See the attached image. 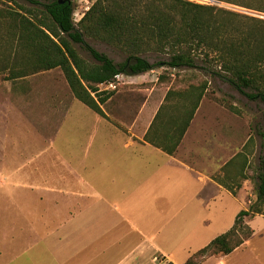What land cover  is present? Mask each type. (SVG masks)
<instances>
[{
	"label": "crops",
	"instance_id": "1",
	"mask_svg": "<svg viewBox=\"0 0 264 264\" xmlns=\"http://www.w3.org/2000/svg\"><path fill=\"white\" fill-rule=\"evenodd\" d=\"M64 85L54 95L0 92V264H182L247 208L237 156L245 144L227 159L222 145L187 142L197 109L167 153L144 139L165 94L116 90L100 105L104 117L78 101L65 78ZM172 113L164 108L150 134L163 132ZM22 114L34 134L26 144H42L25 162L12 146L20 144L14 116ZM223 196L240 204L229 215L212 203ZM245 247L246 240L199 264H226Z\"/></svg>",
	"mask_w": 264,
	"mask_h": 264
},
{
	"label": "trees",
	"instance_id": "2",
	"mask_svg": "<svg viewBox=\"0 0 264 264\" xmlns=\"http://www.w3.org/2000/svg\"><path fill=\"white\" fill-rule=\"evenodd\" d=\"M5 1L0 7V72L15 79L59 68L72 95L101 116L105 114L100 105L114 92L99 85L115 75L135 76L161 68L159 81L200 78L184 88L166 91L144 136L167 153H173L180 143L210 78L229 83L264 107V17L193 0H94L74 22L73 0H21L30 6ZM217 1L264 13V0ZM87 38L110 46L120 60L97 50ZM74 44L90 60L82 58ZM166 107L173 115L165 130L157 136L150 134ZM257 134L264 141V129L259 128ZM237 156L243 157L244 167L245 153ZM255 193L254 202L236 214L227 231L182 264H199L207 256L228 254L252 234L247 221L264 215V158H259Z\"/></svg>",
	"mask_w": 264,
	"mask_h": 264
},
{
	"label": "rangeland",
	"instance_id": "3",
	"mask_svg": "<svg viewBox=\"0 0 264 264\" xmlns=\"http://www.w3.org/2000/svg\"><path fill=\"white\" fill-rule=\"evenodd\" d=\"M17 1L24 4L25 6H30V4L27 2H23L21 0ZM40 1L45 3L47 0ZM93 1L94 0H73V18L76 16V13L81 11L83 6H90ZM1 2L6 1L0 0V7H3L4 4ZM7 4L10 5L11 3L8 2ZM12 6L14 5L12 4ZM222 7L251 14L253 16L264 17V13L256 12L235 4L224 2ZM74 22L77 21L74 20ZM86 41L94 48L106 53L114 60H120L121 57L110 46L90 38H87ZM73 47L82 58L90 60L87 52L80 45L74 44ZM161 71V68L147 71L143 74H139L136 79H134V77L130 78L122 74L119 79H113L116 87L114 89L109 87L108 90H113V92H115L116 90L129 87L131 90L130 92L133 94L137 92L142 94L151 90L150 93L152 95L157 93L158 98H161L167 89H181L186 87L189 83H196V81L200 79L191 77L189 80L188 78H183L174 81V78L171 77L170 80L159 81L157 76ZM171 72L173 73L174 71ZM205 77L207 78L206 75ZM105 85L106 84H100L99 88L104 90L106 89ZM13 87L14 89L16 88L18 90L16 93L20 94H26L30 92L37 95H54L61 92V88L65 87L64 76L59 68H54L15 79L9 78L6 71L0 72V92H7L9 88L12 89ZM263 112L264 107L261 102L249 100L245 96L239 94L227 82L210 78L209 85L199 103L197 113L193 118V124L190 127L189 133L187 135V142L191 144H213L214 146L222 145L227 150V159L230 158L235 152L239 151L242 148V145L245 144L250 138L249 142H247L248 145L245 150V158H247V163L243 167L244 177L242 176V178L239 179L242 188L241 194L239 196L242 199L240 202H243L246 207L255 200V176L258 172L259 158H264V141L257 134V130H259V128L261 130L264 129ZM30 118L31 117L28 115L26 116L25 114H22L20 117L19 115L14 116L15 122L19 121L18 127L20 129V139L18 141H20V144H12V146L17 147L14 152H16L18 149L20 150V162H25L27 159L29 160L30 157L35 155V151H39V148L42 146V144H26L27 139L34 135L31 132L30 126L27 122ZM30 122L32 125L36 124L35 119H31ZM56 144H58V142ZM8 152H10V150L7 149V153ZM218 153L217 155H214V157L216 156V159L220 156L223 157V154L218 156ZM48 154L49 153H44V156ZM180 156L183 157L181 153ZM226 158H222L221 160ZM192 165L201 171L205 170L203 164L201 165L198 161L195 163L193 162ZM217 172L218 168L216 169L215 167H212L210 174H216ZM230 172L234 173L235 169L231 170ZM212 203L226 206L228 215L240 205L230 196L217 198ZM254 217L247 221L249 226L253 227L251 228L253 231H255L254 234H251L246 239L245 249L232 254L228 259H226V264H264V215L256 214ZM253 218L254 221L251 222ZM216 231L218 230H213V233ZM223 263L224 262H222V264ZM203 264L220 263L218 259H210Z\"/></svg>",
	"mask_w": 264,
	"mask_h": 264
},
{
	"label": "built area",
	"instance_id": "4",
	"mask_svg": "<svg viewBox=\"0 0 264 264\" xmlns=\"http://www.w3.org/2000/svg\"><path fill=\"white\" fill-rule=\"evenodd\" d=\"M193 1H198V2H201V3H205V4H215V5H224V3L223 2H220V1H217V0H193ZM86 2V1H85ZM89 8V6H83L82 7V9H81V11L79 12V13H76L75 15L76 16H74V20L75 21H78L83 15H84V13H85V11L87 10ZM244 11V10H243ZM74 15V14H73ZM256 15H258V14H256ZM122 74H118V75H115V77L114 78H116V79H119V77L121 76ZM106 85H105V87H106V90H108V88L110 87V88H112V89H114L115 87H116V84H115V82L112 80V81H109V82H107V83H105Z\"/></svg>",
	"mask_w": 264,
	"mask_h": 264
},
{
	"label": "water",
	"instance_id": "5",
	"mask_svg": "<svg viewBox=\"0 0 264 264\" xmlns=\"http://www.w3.org/2000/svg\"><path fill=\"white\" fill-rule=\"evenodd\" d=\"M60 2H62V1H60Z\"/></svg>",
	"mask_w": 264,
	"mask_h": 264
}]
</instances>
